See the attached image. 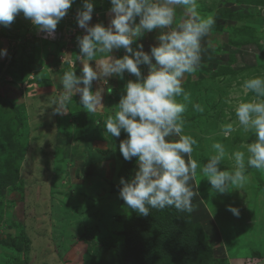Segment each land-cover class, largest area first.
Masks as SVG:
<instances>
[{
	"label": "rangeland",
	"instance_id": "374dc122",
	"mask_svg": "<svg viewBox=\"0 0 264 264\" xmlns=\"http://www.w3.org/2000/svg\"><path fill=\"white\" fill-rule=\"evenodd\" d=\"M92 2L90 24L107 25L109 0ZM198 4L216 23L202 40L200 67L185 74L182 87L191 101L183 114L185 133L197 139L192 157L203 164L214 142L232 152L255 140L239 131L225 139L220 127L235 120L239 99L253 98L234 96V86L264 75V0ZM81 8L76 0L58 23L55 42L37 37V27L22 14L0 26V49L7 51L0 56V264H264V170L249 168L243 189L219 195L198 169L191 214L168 207L141 216L119 198L120 178H131L136 158L123 159L119 143L127 134L111 137L103 122L135 77L94 82L103 97L95 113L83 109L76 94L67 114L51 116L49 100L63 91L61 77L79 54L76 38L85 34L75 19ZM183 15L178 9L177 22ZM157 34L140 40L145 51ZM81 68L76 61L77 74ZM147 71L142 66V74ZM196 103L202 113L193 109ZM222 167L231 169L233 162Z\"/></svg>",
	"mask_w": 264,
	"mask_h": 264
},
{
	"label": "clouds",
	"instance_id": "9594fccd",
	"mask_svg": "<svg viewBox=\"0 0 264 264\" xmlns=\"http://www.w3.org/2000/svg\"><path fill=\"white\" fill-rule=\"evenodd\" d=\"M75 2L0 0V26L8 27L22 14L37 27V37L41 31L55 42V34L57 39L61 37L57 25ZM109 4L108 24L92 25L94 4L82 0L75 19L85 34L76 38L79 54L70 61L73 67L61 77L63 91L49 100L51 116L67 114V106L76 94L82 108L95 113L103 105V97L102 89L93 90V83L108 84L113 77L123 80L128 73L135 79L127 80L118 110L103 122L104 131L111 137L119 138L122 131L127 134L119 143L123 159L136 158L134 174L119 181L118 195L125 205L141 216H148L151 209L168 207L191 214L195 210L193 198L198 194V185L194 189L191 182L198 169L215 194L243 189L249 182V168L264 170V75L249 77L234 86V96L252 93L253 98L239 99L234 106L235 120L220 127L225 139L239 131L245 140L251 135L255 140L244 141L245 150L232 152L222 142H214L212 154L201 164L192 157L197 139L185 133L183 114L191 101L182 79L200 67L202 40L212 31L215 16L202 15L198 0H109ZM178 9L184 11L179 22ZM153 30L158 33L155 43L145 51L140 40ZM121 49L122 56L113 55ZM6 54V49H0V56ZM76 61L82 64L79 74ZM142 66H147L146 75L142 74ZM192 106L196 112L204 111L201 104ZM226 160L233 162L231 169L222 167ZM226 210L239 216L236 207L228 205Z\"/></svg>",
	"mask_w": 264,
	"mask_h": 264
},
{
	"label": "bare ground",
	"instance_id": "6f19581e",
	"mask_svg": "<svg viewBox=\"0 0 264 264\" xmlns=\"http://www.w3.org/2000/svg\"><path fill=\"white\" fill-rule=\"evenodd\" d=\"M45 35V34H44ZM58 38V35L55 34V37L52 38V40H56Z\"/></svg>",
	"mask_w": 264,
	"mask_h": 264
},
{
	"label": "built area",
	"instance_id": "2783aa9c",
	"mask_svg": "<svg viewBox=\"0 0 264 264\" xmlns=\"http://www.w3.org/2000/svg\"><path fill=\"white\" fill-rule=\"evenodd\" d=\"M38 33H39V35H43V37H46L45 35H44V33L43 34H41V31H38ZM48 38V37H47ZM49 39V38H48Z\"/></svg>",
	"mask_w": 264,
	"mask_h": 264
}]
</instances>
